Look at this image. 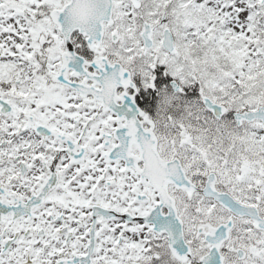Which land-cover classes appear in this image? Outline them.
Returning <instances> with one entry per match:
<instances>
[{
  "label": "snow or ice",
  "instance_id": "1",
  "mask_svg": "<svg viewBox=\"0 0 264 264\" xmlns=\"http://www.w3.org/2000/svg\"><path fill=\"white\" fill-rule=\"evenodd\" d=\"M0 264H264V0H0Z\"/></svg>",
  "mask_w": 264,
  "mask_h": 264
}]
</instances>
